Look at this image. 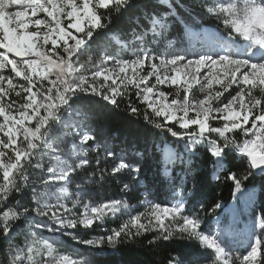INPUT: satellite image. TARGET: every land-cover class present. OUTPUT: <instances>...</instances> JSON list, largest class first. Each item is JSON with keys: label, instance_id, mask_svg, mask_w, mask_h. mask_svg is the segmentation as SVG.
I'll return each mask as SVG.
<instances>
[{"label": "snow or ice", "instance_id": "1", "mask_svg": "<svg viewBox=\"0 0 264 264\" xmlns=\"http://www.w3.org/2000/svg\"><path fill=\"white\" fill-rule=\"evenodd\" d=\"M159 3L164 11L145 8L135 20L139 44L115 40L129 48L127 56L97 57L96 41L111 38L110 25L133 0H0V264H91L79 249L62 250L57 237L65 236L93 251L142 237L154 251L177 241L201 248L191 259L167 253L162 264H264V215L229 240L219 217L215 230L202 228V214L216 213L221 203L189 209L185 195L201 150L214 178L230 181L234 195L253 174L264 176V0H198L192 11L215 20L212 30H196L179 3ZM175 25L183 32L169 40L172 48L147 47L146 37L168 39ZM121 104L181 145L162 149L172 188L166 204L145 194L144 210L134 211L125 199L88 198L89 185L106 175L129 176L125 192L140 181L139 160L103 143L92 127L96 106ZM230 159L243 170L233 171ZM176 164L186 167L174 177ZM118 214L127 219L103 234L86 238L79 231ZM41 230L51 235L39 236Z\"/></svg>", "mask_w": 264, "mask_h": 264}, {"label": "trees", "instance_id": "2", "mask_svg": "<svg viewBox=\"0 0 264 264\" xmlns=\"http://www.w3.org/2000/svg\"><path fill=\"white\" fill-rule=\"evenodd\" d=\"M171 2L182 5L183 7L179 11L183 13L191 11L190 19L194 21L196 30L208 27L215 29L217 27V22L200 12L198 8L192 11V7L198 0H171ZM145 8L159 11L165 10L161 7L159 0H133L131 10L123 16L115 18L110 25L109 36L111 38L106 39L101 36L96 41L93 46L95 55L98 57L106 51L110 54L127 56L129 54L128 48L122 49L120 44L115 43V40L119 39L122 44L134 45V40L140 31L135 20L140 17ZM220 31L222 32L223 29L221 28ZM182 32L183 26L175 25L168 39L157 40L159 42L155 44L154 48H158L160 44H166L169 40L176 41ZM149 37L145 39L148 41ZM97 45L99 48H97ZM163 90L167 92L175 91L166 87ZM123 109V104H121L120 109L105 105L96 106L93 109L92 127L95 129L97 138H102L103 143H107L118 153L121 150L125 151L130 159L139 160L141 168L140 181L133 186L131 191L125 192L123 184L129 182V176L117 174L115 177H107L106 175L103 182L89 185L91 195L88 198L93 202L125 199L130 205L136 206L134 211L144 210L140 206V201L145 194H149V199L155 200V202L166 204L171 200L172 188L171 182L164 172L162 149L170 145L173 150H180L181 145L170 137L165 140L151 126L146 125L142 118L132 117ZM138 153L142 155H138ZM90 158H94V154L90 153ZM209 159L210 157L207 156L204 150H201L197 156L192 158L191 174L187 175V187L190 192L185 195L189 209L198 208L200 204H203L205 209H209L213 203H221L222 207L216 213L202 214L204 221L202 228L214 230V219L218 216H220L221 220L224 218L223 211L235 201L236 194H233L234 190L230 181H225L223 177H221L220 181L214 178L211 165L208 162ZM105 166L102 162L101 167ZM185 167V165L176 164L170 168V172L174 177L179 176L183 174L182 169ZM229 167L235 171L238 168L243 170L245 165L230 159ZM176 183L179 186V180ZM244 183L245 188L255 187L258 189V200L255 203L256 206L252 218L264 215V176L253 174ZM193 185H195L194 188ZM72 188H74V185ZM72 188H70V191ZM177 190H179V187H177ZM16 199H19V197L14 196L9 201V204ZM27 201L28 198L26 197L25 202ZM237 216L240 219V225L246 222V216L240 207H238ZM124 217V214H118L116 217L107 218L104 225L100 228L94 227L91 230L79 231L86 238L103 234V229L105 228L118 227L124 221ZM38 235L43 236L41 232H38ZM50 235L49 233L48 236ZM57 238L63 241L62 250L71 252L73 249H79L80 258L90 260L91 264H162L166 254L170 252H176L181 258L185 259H191L201 252L197 242L187 241H177L166 250L154 251L147 246L145 242L147 237L140 238V241L134 244L121 245L115 251L112 249L93 251L86 246L76 244L67 236ZM2 247L0 245V248ZM2 255L3 253L0 251V256Z\"/></svg>", "mask_w": 264, "mask_h": 264}, {"label": "rangeland", "instance_id": "3", "mask_svg": "<svg viewBox=\"0 0 264 264\" xmlns=\"http://www.w3.org/2000/svg\"><path fill=\"white\" fill-rule=\"evenodd\" d=\"M204 29L212 30V28H204ZM148 41H150V42L147 43V47L153 51H156L157 49L163 50L164 48H172L173 47V45L170 44L169 41H167L166 44H163V45L160 44L158 48H154L155 44L159 41L152 40L151 37H149ZM139 43L140 42L138 40H136V38H135L133 46H135L136 44H139ZM184 46H187V44L185 43ZM125 48H127V47H125ZM128 53H129V48H128ZM117 55L122 56L121 54H117ZM166 88H168V87H166ZM171 89H173V88H171ZM197 95H199V93H197ZM167 148L173 149L172 146H170V145H168ZM257 194H258L257 188H255V187L245 188V191L243 193H237L235 201L224 209V211H223L224 218L221 220V218L218 216L220 219L221 225L229 233V235L227 237L229 240H232L234 236H238L239 234H241V233H243V232H245L251 228V225L253 222L252 215L254 214V209L256 206L255 203H257V198H256ZM238 207H240L241 211L245 214L246 219H247L246 222L241 224V225H240V221H239L240 219L237 216ZM124 216L125 217L123 218V220H126L127 214H124ZM227 217H228V219H226ZM260 217H261V215H258L255 218L258 219ZM216 219H217V217L213 221L214 230L217 227ZM259 231L260 230L257 229V232H259ZM40 232L45 237H47L49 235V233L44 232L42 230Z\"/></svg>", "mask_w": 264, "mask_h": 264}, {"label": "water", "instance_id": "4", "mask_svg": "<svg viewBox=\"0 0 264 264\" xmlns=\"http://www.w3.org/2000/svg\"><path fill=\"white\" fill-rule=\"evenodd\" d=\"M256 175H258V176H259V174H256Z\"/></svg>", "mask_w": 264, "mask_h": 264}, {"label": "bare ground", "instance_id": "5", "mask_svg": "<svg viewBox=\"0 0 264 264\" xmlns=\"http://www.w3.org/2000/svg\"><path fill=\"white\" fill-rule=\"evenodd\" d=\"M256 198H257V195H256Z\"/></svg>", "mask_w": 264, "mask_h": 264}]
</instances>
